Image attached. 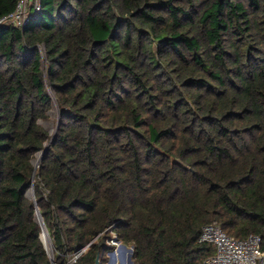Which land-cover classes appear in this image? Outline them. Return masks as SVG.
Returning a JSON list of instances; mask_svg holds the SVG:
<instances>
[{
  "label": "trees",
  "instance_id": "1",
  "mask_svg": "<svg viewBox=\"0 0 264 264\" xmlns=\"http://www.w3.org/2000/svg\"><path fill=\"white\" fill-rule=\"evenodd\" d=\"M39 3L0 24V264H53L37 207L55 264L112 233L134 264H203L215 221L264 241V0Z\"/></svg>",
  "mask_w": 264,
  "mask_h": 264
},
{
  "label": "built area",
  "instance_id": "2",
  "mask_svg": "<svg viewBox=\"0 0 264 264\" xmlns=\"http://www.w3.org/2000/svg\"><path fill=\"white\" fill-rule=\"evenodd\" d=\"M30 1L20 0L16 10L3 17L0 20V24H14L24 27L29 20L28 3ZM35 10L37 12L40 10L39 0H35ZM200 242L210 244L215 249V253L208 256L203 261V264H264V241L262 236L258 234L252 233L245 239H238L228 235L215 221L203 227ZM127 247L118 239L115 233H112L107 249L111 250L114 248L115 250L109 253V264H130V257L122 259L120 253V251L124 250L131 256L134 253V249ZM86 251L87 248L71 255L68 264H76L80 256Z\"/></svg>",
  "mask_w": 264,
  "mask_h": 264
},
{
  "label": "rangeland",
  "instance_id": "3",
  "mask_svg": "<svg viewBox=\"0 0 264 264\" xmlns=\"http://www.w3.org/2000/svg\"><path fill=\"white\" fill-rule=\"evenodd\" d=\"M40 122L49 131L51 136L55 135L56 129H57V126H58V122H59V112H58V108H57L56 104H55L54 108L51 110V112L49 113V119L41 120ZM41 156H42V153L37 155V157H36V159L34 161L35 166H38L39 162L41 161V159H40ZM28 197L33 199V200L35 199V194H34L33 190H30L28 192ZM107 246H108V243H107ZM46 247H47L48 252L50 254H52V256H53V246H52L51 240H50V245L49 246L46 245ZM127 248L133 249V247H130V246L127 247ZM114 250H115L114 248H112L111 250L110 249H106L105 250V254H102V257H103V255H105V258H108L107 261H106V264H109V262H110L109 253H111ZM120 253H121L122 259H126L127 257L128 258L130 257L129 254L126 253L124 250L120 251ZM133 254H132L131 258H132V261L134 262ZM102 257L99 259L100 260L99 264H102V262H101L102 261Z\"/></svg>",
  "mask_w": 264,
  "mask_h": 264
},
{
  "label": "water",
  "instance_id": "4",
  "mask_svg": "<svg viewBox=\"0 0 264 264\" xmlns=\"http://www.w3.org/2000/svg\"><path fill=\"white\" fill-rule=\"evenodd\" d=\"M47 152H48V147L42 152V156H41V158H40L41 160L45 157V155L47 154ZM37 217H38V221H39V223H40L42 229L46 231V234H47V236L49 237L48 230H47V228H46V225H45V223H44L43 217L41 216L38 207H37ZM49 239H50V237H49ZM44 244H45V243H44ZM45 246H46V245H45ZM46 248H47V247H46ZM131 251H132V250H131ZM131 253H132V252H131ZM50 256H51V259H52V261H53V264H55V263H54V260H53V256H52V254H50ZM131 257H132V255L130 256V264H133L134 262L132 261V258H131ZM96 264H99V259H97Z\"/></svg>",
  "mask_w": 264,
  "mask_h": 264
},
{
  "label": "bare ground",
  "instance_id": "5",
  "mask_svg": "<svg viewBox=\"0 0 264 264\" xmlns=\"http://www.w3.org/2000/svg\"><path fill=\"white\" fill-rule=\"evenodd\" d=\"M42 239H43V242L45 243V245H47V246L50 245V239H49V237L47 236L45 230H43ZM48 249H49V248H48ZM117 257H118V255H117Z\"/></svg>",
  "mask_w": 264,
  "mask_h": 264
}]
</instances>
